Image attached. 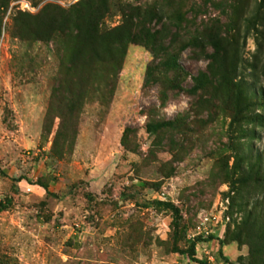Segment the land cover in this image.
Masks as SVG:
<instances>
[{
  "label": "rangeland",
  "instance_id": "1",
  "mask_svg": "<svg viewBox=\"0 0 264 264\" xmlns=\"http://www.w3.org/2000/svg\"><path fill=\"white\" fill-rule=\"evenodd\" d=\"M77 1L0 0V264H198L173 250L217 196L224 251L197 242L193 258L264 264V0H94L103 30L159 4L147 25L186 44L143 84L153 58L128 43L106 106L58 29Z\"/></svg>",
  "mask_w": 264,
  "mask_h": 264
},
{
  "label": "trees",
  "instance_id": "2",
  "mask_svg": "<svg viewBox=\"0 0 264 264\" xmlns=\"http://www.w3.org/2000/svg\"><path fill=\"white\" fill-rule=\"evenodd\" d=\"M44 5L41 13L36 15V24H43L40 21V14L48 16ZM160 5L156 4L152 10L141 9L140 7L129 8L128 11H122L123 21L119 26L103 30L99 27V19L102 17L101 8L94 5V0H78L75 2L63 20V28L59 30L67 31V39L72 44L69 46V64L71 71L85 72L89 76V84L93 85L94 90L99 93L101 104L106 106L110 100L111 93L115 82L117 71L122 60L125 47L128 43H135L145 47L151 54L153 61L146 67L143 84L153 79L152 72L157 69L179 68L176 60V50H181L186 44H181L178 48L172 46V37L176 31H168L163 26L154 29L147 25L149 18H157ZM159 15V16H158ZM56 18L52 16L48 24H56ZM46 24V23H44ZM168 38V40H166ZM208 45L212 48V54L207 55L209 58L214 57L220 51L219 43L211 38ZM193 84L191 91L195 92L205 87L208 75L206 72H200L192 78ZM72 84V82H71ZM87 86V83L84 84ZM72 89L69 90L71 92ZM79 98V97H78ZM160 122L147 123L145 129L152 132L160 128ZM11 201L10 196H4L0 199V210H5ZM229 205V204H228ZM227 228L223 234L226 235ZM208 236L205 240L211 239ZM201 239L192 238L185 249L174 248L173 252L184 254L190 260L198 264H205V261L196 260L194 256V246ZM230 238L229 241H233ZM224 241L218 240L217 251L221 254V246ZM223 262L232 264L226 257L221 256Z\"/></svg>",
  "mask_w": 264,
  "mask_h": 264
},
{
  "label": "built area",
  "instance_id": "3",
  "mask_svg": "<svg viewBox=\"0 0 264 264\" xmlns=\"http://www.w3.org/2000/svg\"><path fill=\"white\" fill-rule=\"evenodd\" d=\"M230 219L227 198L222 199L217 196L208 208L197 212L191 237H199L201 239L199 242H218L229 226ZM208 236H212L211 239L205 240Z\"/></svg>",
  "mask_w": 264,
  "mask_h": 264
},
{
  "label": "crops",
  "instance_id": "4",
  "mask_svg": "<svg viewBox=\"0 0 264 264\" xmlns=\"http://www.w3.org/2000/svg\"><path fill=\"white\" fill-rule=\"evenodd\" d=\"M224 246H225V245H222V246H221V251H224V250H223V249H224ZM230 249H231V247H230ZM230 249H229V250H230ZM229 250H228V251H229ZM229 261H230V260H229Z\"/></svg>",
  "mask_w": 264,
  "mask_h": 264
}]
</instances>
